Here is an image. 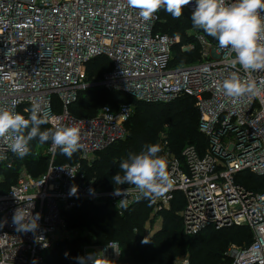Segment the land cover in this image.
<instances>
[{"label": "built area", "instance_id": "obj_1", "mask_svg": "<svg viewBox=\"0 0 264 264\" xmlns=\"http://www.w3.org/2000/svg\"><path fill=\"white\" fill-rule=\"evenodd\" d=\"M195 7L192 0L184 8L192 15ZM160 22V11L145 20L126 0H0V107L27 118L25 109L39 104L46 125L78 127L82 144L74 153L78 162L59 164V149L53 153L51 143L38 144L21 159L11 151V139L0 138V264H46L48 251L76 238L67 213L80 203L103 205L120 215L138 203L133 190L127 209H118L124 197L112 195L116 187L100 189L85 170L100 153L127 139V124L135 113L132 104L121 103L117 109L102 107L93 118L74 117L70 108L94 87L145 103H170L186 96L196 100L199 131L208 147L201 154L188 145L180 158H172L171 187L156 199L152 217L163 222L160 214L170 211L181 194L186 236L248 227L253 241L231 244L222 264H264V188L254 191L238 182L246 173L264 180V70L248 75L239 66L227 65V50L200 30H195L197 62L173 65L180 37L158 32ZM187 50H195V45ZM102 56L112 69L100 78L89 77L88 64ZM233 72L251 84L239 98L225 96L218 87ZM30 157L45 158L47 170L34 176L27 165ZM5 172L16 175L8 188ZM17 209L27 218L40 214L35 231H16L12 218ZM152 235L153 230L148 231ZM93 248L112 262L122 257L115 242Z\"/></svg>", "mask_w": 264, "mask_h": 264}, {"label": "trees", "instance_id": "obj_2", "mask_svg": "<svg viewBox=\"0 0 264 264\" xmlns=\"http://www.w3.org/2000/svg\"><path fill=\"white\" fill-rule=\"evenodd\" d=\"M160 20L156 28L158 32L171 37H180L182 43L183 41L188 43L186 32L191 28V14L187 9H183V15L179 19L172 18L161 9ZM191 44L195 45L194 51H179L177 56L185 63L194 61L187 54H200L196 38ZM172 64L177 65L174 61ZM111 69L112 64L105 56L98 57L88 64L89 77L100 78ZM101 103L105 104L98 109L97 106ZM121 103L132 104L135 108V113L127 124L130 133L126 143L122 142L123 144L117 148L115 147L119 143L111 146L104 151L105 153L102 152L103 155L100 153L101 157L91 167L86 169L85 166L89 178L94 180L95 185L100 189L112 190L116 187L112 177L121 171L119 167L121 161L130 154L140 153L147 144H158L159 131L165 125L171 128L169 133L171 147L179 158L183 151L181 149L185 145H195L201 154L205 153L208 140L199 131L200 113L196 107V100L189 96L170 103L148 104L137 101L128 94L91 88L80 95L77 103L70 108V112L76 118H93L102 107L117 109ZM40 128L43 131L51 127L43 124ZM50 143L49 141L41 145ZM38 144H40L38 139L30 142V150H35ZM29 159L27 165L34 176H39L47 170L48 161L45 158L36 160L30 157ZM78 161L77 155L73 154L69 159L59 151V164ZM4 175L6 179L4 185L8 188L16 175L14 172H5ZM238 182L254 191L264 188V180L249 173L240 176ZM155 204L156 200L150 202L141 199L120 215L103 205L80 203L76 209L67 213L68 228L77 232L76 238L59 242L54 249L48 251L46 264H78L76 258L85 257L86 247L108 246L113 242L119 245L122 257L112 264H177V260L185 253L190 255L191 264H222L228 246L250 244L253 241V232L248 227L211 229L197 236H186L180 216V212L185 207L181 194H177L170 211L160 214L163 219L161 231L148 236L147 226L152 218Z\"/></svg>", "mask_w": 264, "mask_h": 264}, {"label": "clouds", "instance_id": "obj_3", "mask_svg": "<svg viewBox=\"0 0 264 264\" xmlns=\"http://www.w3.org/2000/svg\"><path fill=\"white\" fill-rule=\"evenodd\" d=\"M127 6L138 10L141 18L151 19L163 9L172 18L179 19L185 6L192 0H126ZM195 10L191 15V29L203 30L218 41L221 50H227L225 62L231 67L239 66L244 73L264 70V0H195ZM219 90L227 97L239 98L251 90L250 82L241 79L237 72L231 73L219 85ZM28 117L6 107H0V138L11 139V151L23 159L30 152V142L40 144L51 142L53 153L72 158L82 148L81 131L76 126H57L41 131L40 126L47 123L41 117L39 104H33ZM159 144H147L138 154H130L122 160L118 172L112 181L115 185L133 187L121 190L116 187L112 195L123 196L117 203L118 209H127V197L135 190L136 200L145 199L155 202L171 187L167 160L160 156ZM74 191V190H73ZM40 214L27 218L21 209H17L12 223L17 232L35 231L38 228ZM111 247V246H110ZM78 264H112L101 253L77 257Z\"/></svg>", "mask_w": 264, "mask_h": 264}, {"label": "rangeland", "instance_id": "obj_4", "mask_svg": "<svg viewBox=\"0 0 264 264\" xmlns=\"http://www.w3.org/2000/svg\"><path fill=\"white\" fill-rule=\"evenodd\" d=\"M162 28V27H161ZM191 29V28H190ZM162 32H163V30H161ZM186 36H187V40H188V43L187 42H185V41H183V43H182V39L180 38V43L177 45V47L174 49V52H173V61H174V64H177V65H189V64H193V63H196L197 62V60H198V55H199V53H198V55H196V54H187L189 57H190V59L193 61L192 63L190 62V63H185L184 61H181L179 58H177V56L179 55V51L180 52H186V51H190V50H187V48H188V46H190V45H192L191 43H192V41H193V39L196 37V35H195V30H193L192 31V33H191V35H189V29L187 30V32H186ZM182 44V46H180ZM194 51V50H193ZM189 62V61H188ZM105 103H101V104H99L98 106H97V108L99 109L101 106H103ZM149 104V103H148ZM94 114V113H93ZM93 114H91V115H93ZM128 130V129H127ZM170 130H171V128L170 127H168V125H165L164 127H162V129L159 131V134H158V139H157V141H158V144L161 146V148H162V151L159 153V155L160 156H162V157H164L166 160H167V162H168V165L170 164V161L172 160V158L173 157H178L177 155V152H174L173 151V149H172V147H171V140H170V136H169V133H170ZM128 132H129V130H128ZM130 133V132H129ZM166 133H167V135H166ZM167 136V137H166ZM128 137H129V135H128ZM128 137H127V139H128ZM127 139L125 140V141H123V143H126V141H127ZM122 142H121V144L119 143V145L118 146H116L115 148H117V147H119L120 145H122L123 144ZM185 146H187V145H185ZM184 146V147H185ZM42 147H45V145H42ZM183 147V148H184ZM114 148V149H115ZM183 148L181 149V150H183ZM105 153V152H104ZM104 153H102L101 155H103ZM101 155L99 154L98 156H97V158H96V160L97 159H99L100 157H101ZM95 160V161H96ZM95 161H94V163H95ZM93 163V164H94ZM92 164V165H93ZM130 186V185H129ZM117 187V186H116ZM115 188V187H114ZM162 225H163V222H161L160 221V219L159 220H157V218H150V220H149V225L147 226V233H148V231H150V230H153V235L155 234V233H158L159 231H161V229H162ZM227 248H229V246L227 247ZM87 253L88 254H92V253H100L99 252V250H97V249H95V248H93V247H89V249L87 250ZM84 255L86 256V252L84 251ZM186 258H188V259H190V255L188 254V253H185L184 255H182L178 260H177V262L179 261V260H181V259H186ZM176 262V263H177Z\"/></svg>", "mask_w": 264, "mask_h": 264}, {"label": "water", "instance_id": "obj_5", "mask_svg": "<svg viewBox=\"0 0 264 264\" xmlns=\"http://www.w3.org/2000/svg\"><path fill=\"white\" fill-rule=\"evenodd\" d=\"M200 34L204 35L210 42L216 44L217 43V40L211 36H208L206 33L203 32V30H200L199 31ZM95 88V87H94ZM97 88V87H96Z\"/></svg>", "mask_w": 264, "mask_h": 264}]
</instances>
